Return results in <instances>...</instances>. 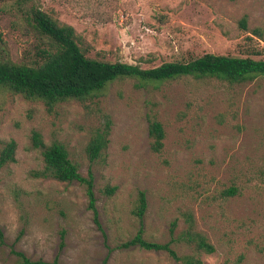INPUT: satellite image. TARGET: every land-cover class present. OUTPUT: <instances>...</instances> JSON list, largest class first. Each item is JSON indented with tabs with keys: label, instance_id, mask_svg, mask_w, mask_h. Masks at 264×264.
<instances>
[{
	"label": "rangeland",
	"instance_id": "374dc122",
	"mask_svg": "<svg viewBox=\"0 0 264 264\" xmlns=\"http://www.w3.org/2000/svg\"><path fill=\"white\" fill-rule=\"evenodd\" d=\"M11 3V2H8ZM75 28L89 58L154 68L206 54L264 60V0H38ZM44 45L0 3V62L34 65ZM165 131L152 149L151 122ZM110 122L109 144L91 161L87 148ZM66 147L84 182L45 174L44 148ZM0 264H185L168 251L131 243L139 234L177 257L205 264H264V77L230 85L192 78L139 86L120 79L97 98L49 109L0 89ZM114 190V191H112ZM143 192L147 209L134 214ZM192 216V218H191ZM193 230L215 247L188 242Z\"/></svg>",
	"mask_w": 264,
	"mask_h": 264
},
{
	"label": "trees",
	"instance_id": "16d2710c",
	"mask_svg": "<svg viewBox=\"0 0 264 264\" xmlns=\"http://www.w3.org/2000/svg\"><path fill=\"white\" fill-rule=\"evenodd\" d=\"M38 0H0L15 13L17 23L37 36L44 47L39 50V58L34 65L0 62V89L21 95L28 100L43 101L49 109L68 101H86L97 98L113 82L120 79H136L139 86L161 84L182 78L218 80L230 85L254 82L264 77V60L217 56L206 54L188 62H168L160 66L143 69L137 65L122 62H106L89 58L81 49L73 26L61 24L57 19L37 5ZM11 2V3H8ZM110 122L103 131L90 141L87 153L91 161L101 157L107 149ZM150 136L154 142L152 149L160 152L164 147L165 131L158 121L151 122ZM36 147L44 148L45 174L61 182H84L90 206L95 208L93 177L83 178L74 164L66 147L60 143L47 146L39 133L33 137ZM16 144L9 143L0 155V170L15 161ZM114 191V190H112ZM147 209L143 192L139 194L138 207L134 212L142 218ZM192 218V216H191ZM189 218V220H191ZM188 232V242L195 244L196 250L212 254L215 247L200 233L193 230L192 220ZM148 251H168L175 259L185 264H205L199 257H177L168 245L151 243L141 234L131 243ZM19 264H62L58 259L52 262L33 261L23 253H17Z\"/></svg>",
	"mask_w": 264,
	"mask_h": 264
}]
</instances>
